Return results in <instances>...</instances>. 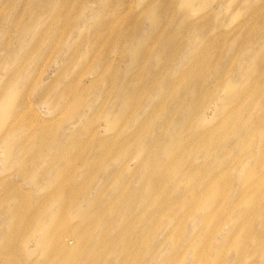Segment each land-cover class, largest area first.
<instances>
[{
    "label": "rangeland",
    "instance_id": "rangeland-1",
    "mask_svg": "<svg viewBox=\"0 0 264 264\" xmlns=\"http://www.w3.org/2000/svg\"><path fill=\"white\" fill-rule=\"evenodd\" d=\"M258 93L264 0H0V264H264Z\"/></svg>",
    "mask_w": 264,
    "mask_h": 264
},
{
    "label": "bare ground",
    "instance_id": "bare-ground-1",
    "mask_svg": "<svg viewBox=\"0 0 264 264\" xmlns=\"http://www.w3.org/2000/svg\"><path fill=\"white\" fill-rule=\"evenodd\" d=\"M257 98H262V99H264V94H261L260 95V93H258L257 94ZM261 132L264 134V126L261 128ZM108 155V154H107ZM253 195H254V193H253ZM253 195H252V198H253ZM251 198V201H253V199ZM63 203V202H62ZM248 207V215L249 216H251V217H254V216H256L255 215V213L249 208V206H247ZM19 209L20 208H16V209H14L12 212L15 214V215H17V216H19ZM13 217H14V215H13ZM15 218V217H14ZM250 223L251 222H249L248 224H247V226H246V228H245V230H244V232H242L241 234V236L238 238V240H237V242H238V245L240 246L239 247V250H238V252H241V249H242V247H243V245L244 244H246V243H248V242H250L251 240H254V239H258V240H262V239H264V233L261 231V232H258V231H254V230H251V226H250ZM251 231H254V232H251ZM238 237V236H237ZM237 237L235 238V240L237 239ZM69 238H64L63 237V245H65L66 247H69L70 245L68 244V241H70V240H68ZM254 250H257L256 248L254 249ZM202 252H204V251H202ZM261 255L262 256H264V249H262V251H261ZM205 257L204 256H201L200 257V262H201V264H204L205 263Z\"/></svg>",
    "mask_w": 264,
    "mask_h": 264
}]
</instances>
